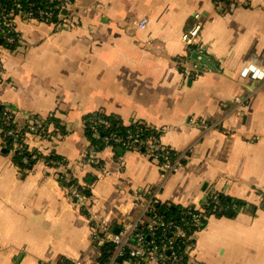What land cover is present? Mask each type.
<instances>
[{
	"label": "crops",
	"instance_id": "obj_1",
	"mask_svg": "<svg viewBox=\"0 0 264 264\" xmlns=\"http://www.w3.org/2000/svg\"><path fill=\"white\" fill-rule=\"evenodd\" d=\"M195 12L205 25L189 55L180 36ZM57 18L15 16L11 40L0 37V105L42 132L26 137L42 156L28 169L0 137V264H101L66 171L79 187L94 177L83 188L105 236L140 215L135 190L157 189L159 167L143 150L104 146L92 149L101 170L78 163L97 114L152 128L183 154L159 203L197 208L208 190L238 202L195 234L192 263L264 264V79L252 75L264 65V0H72ZM142 18L143 29L133 25ZM178 56L203 73L184 74ZM238 96L249 97L243 117L231 109Z\"/></svg>",
	"mask_w": 264,
	"mask_h": 264
},
{
	"label": "built area",
	"instance_id": "obj_2",
	"mask_svg": "<svg viewBox=\"0 0 264 264\" xmlns=\"http://www.w3.org/2000/svg\"><path fill=\"white\" fill-rule=\"evenodd\" d=\"M27 4L23 6L19 0H7L6 3L0 5V37L9 39L11 33L15 30V16H19L24 20L47 23L50 22L53 13L45 7H41L39 1H44L48 5L55 4L54 10L59 13L65 11L72 0H25ZM220 4L219 0H216ZM8 6L13 9L9 10ZM14 13V16L12 15ZM16 14V15H15ZM133 25L143 29L146 25V18L133 21ZM205 19L201 12H195L191 22L186 27L180 36V43L188 49L191 55L190 47L195 46L197 39L203 30ZM11 40V39H9ZM197 53V52H195ZM188 55V56H189ZM177 64L181 67L184 74L194 75L199 77L203 71L198 64L186 63L185 56L176 58ZM254 77L264 79V65L258 67L252 73ZM249 104V97H235L232 101L231 109L236 111L241 117L246 115V110ZM29 127L31 135H41L39 121ZM86 122L91 126V134L94 138H100L102 132H109L113 128L110 119L101 115H93ZM137 125H141L138 124ZM144 128L146 126L141 125ZM150 134L143 140L139 138L143 128H135V130L125 137L114 134L105 135L101 142L104 146H116L123 148L126 151L143 150L145 154L154 161L160 171V180L157 184V189H153L147 193L143 190H135L133 196L136 199L138 206L142 207L140 215L135 219L125 220L119 228L118 234H109L105 236V228L108 226L101 222V217L92 210L91 196L87 188H78L76 184H70L66 187V193L69 198L79 207L80 212L88 219L91 228V238L94 241V247L101 249L105 243H111L113 250L111 255L106 259L104 264H118V260L129 256L130 262L133 264H191L192 255H195V234L200 230L201 221L203 219V205L197 208L187 210L179 221L165 219L158 211L157 198L159 191L163 187L168 177L173 174L180 166L182 155L169 154L167 150L162 148L160 138L156 130L148 128ZM12 134V133H9ZM28 148L25 145H15L11 151L14 155L20 156ZM33 159V156H32ZM22 162L26 166L31 165V157L24 156ZM55 166H61L57 160H45ZM84 162L101 170V163L93 155L92 149L85 152L83 158L78 163ZM209 198L213 204V212L219 210V199L213 190H208L205 194V199ZM108 224L113 223L109 219ZM143 227L144 230H140ZM147 237L149 240H147Z\"/></svg>",
	"mask_w": 264,
	"mask_h": 264
},
{
	"label": "trees",
	"instance_id": "obj_3",
	"mask_svg": "<svg viewBox=\"0 0 264 264\" xmlns=\"http://www.w3.org/2000/svg\"><path fill=\"white\" fill-rule=\"evenodd\" d=\"M220 3H224L225 5L228 3V0H219ZM7 0H0V5L6 3ZM19 2L25 6L27 4V2L25 0H19ZM39 4L41 5V7H45L47 8L49 11H51L53 13V17L50 21V23H56L58 18V11L54 10V6L55 4L52 5H48L46 4L44 1H39ZM9 10H12L13 7L12 6H8ZM13 36V34L11 35ZM7 45V44H6ZM10 49H14L16 47L15 45H7ZM9 106L7 105H0V137L2 138L3 144L6 148L7 151H10L15 145L18 144H23L25 145L26 148L30 149L28 147V141L26 139L27 135L30 132V125L31 122L27 123V122H21L18 121L16 122L14 120L13 117V113L12 111L8 108ZM110 119V118H109ZM112 124H113V128L111 131L109 132H102V136H100V138H94L92 137L91 134V126L90 124H88L87 122L85 123L86 128H85V133L87 136V139L89 140L90 143V147L91 149L99 150L102 149L104 147V145L102 144L101 140L102 138L107 135V134H114V135H119L122 137H125L127 134L133 132L135 130V128H143V131L141 132L139 138L141 140H143L145 137H147L150 134V130H148V128H144L141 125H137V123L133 122L132 124H130L128 127H125L123 125V123H117L114 122V120L110 119ZM12 133V134H9ZM169 154H171L172 156H174V152L168 150ZM24 156H29L31 157V165H33L35 163V161L39 158H41V155L35 154L34 152H31V150L27 151L25 150L22 155L20 156H16L14 157V162L22 167V168H30L31 166H26L23 162H22V158ZM33 156V159H32ZM45 159H50V160H57L59 162H61L62 159H60L59 157H56L55 155H49L48 157H43ZM66 174L68 175V184H77V180L74 178H72L69 175V172L66 171ZM94 181V177L91 176V174H87L84 177V186H90L92 185ZM92 183V184H90ZM90 184V185H89ZM78 185V184H77ZM83 187H79L78 188H83ZM218 199H219V210L216 212H213V207L214 204L213 202L207 198L204 203H203V219L201 221V228H203L204 223L206 222V220L208 219V217H210L212 214H214L215 216H217L219 213H224L225 208L230 206V201L228 200V197L222 194H218L217 195ZM193 209L191 207H179V206H175L174 204H167V203H158L157 204V211L165 218V219H171L173 221H179L182 217H184V214L187 210ZM194 210V209H193ZM113 250V246L111 243H105L104 246L100 249V258H99V263L104 264L106 259L111 255ZM126 260H129V256H125L124 258H122V260L120 262H118V264H122L123 262H126ZM191 264H200V263H196V262H191Z\"/></svg>",
	"mask_w": 264,
	"mask_h": 264
},
{
	"label": "water",
	"instance_id": "obj_4",
	"mask_svg": "<svg viewBox=\"0 0 264 264\" xmlns=\"http://www.w3.org/2000/svg\"><path fill=\"white\" fill-rule=\"evenodd\" d=\"M228 200H229L230 202L236 204V205H237V203H238L237 201L232 200L231 198H228ZM118 232H119V228H116V229L114 230V234H118ZM147 240H149L148 237H147Z\"/></svg>",
	"mask_w": 264,
	"mask_h": 264
}]
</instances>
